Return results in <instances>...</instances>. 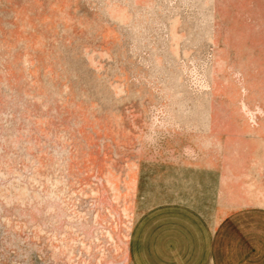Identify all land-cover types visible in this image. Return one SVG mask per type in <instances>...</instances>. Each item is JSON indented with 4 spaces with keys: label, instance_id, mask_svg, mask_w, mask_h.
<instances>
[{
    "label": "rangeland",
    "instance_id": "374dc122",
    "mask_svg": "<svg viewBox=\"0 0 264 264\" xmlns=\"http://www.w3.org/2000/svg\"><path fill=\"white\" fill-rule=\"evenodd\" d=\"M175 195L264 209V0H0V264H131Z\"/></svg>",
    "mask_w": 264,
    "mask_h": 264
},
{
    "label": "crops",
    "instance_id": "0c3cea01",
    "mask_svg": "<svg viewBox=\"0 0 264 264\" xmlns=\"http://www.w3.org/2000/svg\"><path fill=\"white\" fill-rule=\"evenodd\" d=\"M178 197H166V204L138 217L131 264H264V209L223 212L211 199Z\"/></svg>",
    "mask_w": 264,
    "mask_h": 264
}]
</instances>
